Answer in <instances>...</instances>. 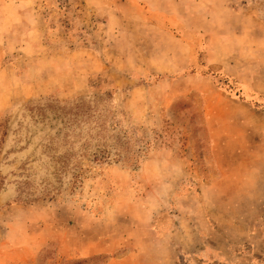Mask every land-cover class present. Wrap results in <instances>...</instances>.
I'll return each instance as SVG.
<instances>
[{
  "label": "rangeland",
  "instance_id": "1",
  "mask_svg": "<svg viewBox=\"0 0 264 264\" xmlns=\"http://www.w3.org/2000/svg\"><path fill=\"white\" fill-rule=\"evenodd\" d=\"M0 264H264V0H0Z\"/></svg>",
  "mask_w": 264,
  "mask_h": 264
},
{
  "label": "trees",
  "instance_id": "2",
  "mask_svg": "<svg viewBox=\"0 0 264 264\" xmlns=\"http://www.w3.org/2000/svg\"><path fill=\"white\" fill-rule=\"evenodd\" d=\"M80 106H81V105H75V106H74V109H76V110L78 111V109H79Z\"/></svg>",
  "mask_w": 264,
  "mask_h": 264
},
{
  "label": "crops",
  "instance_id": "3",
  "mask_svg": "<svg viewBox=\"0 0 264 264\" xmlns=\"http://www.w3.org/2000/svg\"><path fill=\"white\" fill-rule=\"evenodd\" d=\"M218 167V166H217ZM218 169H219V167H218ZM221 173V172H220ZM221 175V174H220ZM220 177L221 176H219L218 178H217V182L216 183H218L219 182V180H220Z\"/></svg>",
  "mask_w": 264,
  "mask_h": 264
}]
</instances>
